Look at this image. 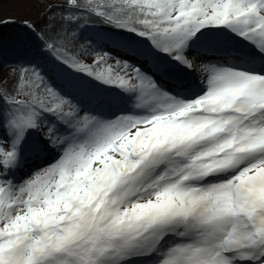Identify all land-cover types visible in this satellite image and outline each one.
Returning <instances> with one entry per match:
<instances>
[{"label": "snow or ice", "instance_id": "1", "mask_svg": "<svg viewBox=\"0 0 264 264\" xmlns=\"http://www.w3.org/2000/svg\"><path fill=\"white\" fill-rule=\"evenodd\" d=\"M89 11L143 43L0 89V264H264V0ZM32 133L56 156L16 181Z\"/></svg>", "mask_w": 264, "mask_h": 264}, {"label": "trees", "instance_id": "2", "mask_svg": "<svg viewBox=\"0 0 264 264\" xmlns=\"http://www.w3.org/2000/svg\"><path fill=\"white\" fill-rule=\"evenodd\" d=\"M109 2L77 0L78 6L69 7L68 0H0V89L15 92L22 74L35 81L36 77L31 75L33 70L44 74L46 83H51L48 77L57 66L55 61L67 57L91 66L96 64L98 53L110 51L113 57L135 61L137 58L118 44H140L143 43L141 38L112 28L95 12L89 11L91 7H95L96 12L103 11ZM84 37L97 38L102 48L93 51L91 41ZM49 44L56 47L49 50ZM197 51L189 53L190 58H195L193 55ZM89 87L101 98L112 97L105 86L91 82ZM30 91L32 89L25 88V92ZM38 94L44 95L43 89ZM19 98L31 97L22 94ZM48 155L53 159L56 152L47 147L40 134H30L23 147V162L14 175L19 178L30 173L40 167Z\"/></svg>", "mask_w": 264, "mask_h": 264}, {"label": "rangeland", "instance_id": "3", "mask_svg": "<svg viewBox=\"0 0 264 264\" xmlns=\"http://www.w3.org/2000/svg\"><path fill=\"white\" fill-rule=\"evenodd\" d=\"M96 32L98 33L99 31L98 30H96ZM103 34H105V33H103ZM107 34V33H106ZM105 34V35H106ZM200 48V44H194L190 49H189V53H192L193 52V50H195V49H199ZM189 56V55H188ZM201 58L202 59H205V60H211V59H214L215 58V56L212 54V53H204V54H202V56H201ZM189 59V58H188ZM109 64H115V60H110L109 61ZM199 65H201V63H199ZM173 69H175V68H173ZM114 71H116V69H114ZM195 71H196V74L197 75H200V67H195ZM180 73H182V74H184V75H186L187 74V72H185V71H181ZM121 74H123V73H121ZM194 74V73H193ZM194 80L196 79V76H195V74H194V78H193ZM114 90V89H113ZM110 91H112V90H110ZM114 94H116V90H114V92H113ZM50 154V153H49ZM53 159H52V157H50V155H48V156H46L45 157V159H44V161H43V163H42V165L39 167V168H42V167H44V166H46L49 162H51ZM38 169V168H37ZM34 171V170H33ZM32 171V172H33ZM32 172H30V173H28L27 175H25V176H21L20 178H16V177H14L15 179H16V181H20L21 179H23V178H25L26 176H28L29 174H31Z\"/></svg>", "mask_w": 264, "mask_h": 264}]
</instances>
